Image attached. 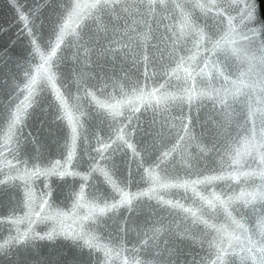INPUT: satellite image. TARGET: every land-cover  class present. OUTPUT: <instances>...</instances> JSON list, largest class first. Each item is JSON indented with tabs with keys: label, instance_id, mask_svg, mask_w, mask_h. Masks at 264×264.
<instances>
[{
	"label": "water",
	"instance_id": "water-1",
	"mask_svg": "<svg viewBox=\"0 0 264 264\" xmlns=\"http://www.w3.org/2000/svg\"><path fill=\"white\" fill-rule=\"evenodd\" d=\"M77 2L0 0V132L7 131L10 113L26 95L21 89L45 60L56 86L40 82L42 90L16 129V142L0 155V218L5 221L0 243L16 235L7 219L27 212L24 181L15 177L38 168L50 174L30 182L37 210L42 196L56 211L71 216L75 209L83 230L120 251L128 264H219L213 247L219 237L197 220L232 231L224 209L207 204L214 196L242 197L229 211L247 229L237 233L241 239L224 264H264V198L258 195L264 192L263 1L256 0L258 18L249 22L246 0H215L208 11L193 0L163 5L159 0H118L95 10L76 29L78 35L58 39ZM188 14L205 33L203 42L195 32L181 34ZM229 25L234 28L230 35ZM141 92L143 100L136 98ZM152 92L156 95L149 97ZM60 93L79 105L73 114L82 124L80 138L66 166L68 173L78 174L65 173L71 131L57 99ZM89 93L107 104L127 102L113 116ZM162 96L177 99L157 103ZM157 163L158 172L167 171L164 183L170 185L223 179L195 184L196 195L181 187H159L142 179L145 169ZM106 171L130 203L110 207L119 197L113 199ZM82 189L87 199L76 208ZM89 206L107 210L95 220L84 219ZM70 225L68 220L62 227L67 231ZM60 228L51 220L36 223L35 237L5 249L0 264H106L102 251L53 232Z\"/></svg>",
	"mask_w": 264,
	"mask_h": 264
},
{
	"label": "snow or ice",
	"instance_id": "snow-or-ice-1",
	"mask_svg": "<svg viewBox=\"0 0 264 264\" xmlns=\"http://www.w3.org/2000/svg\"><path fill=\"white\" fill-rule=\"evenodd\" d=\"M45 2H48V0H45ZM71 3V0H69ZM118 2V0H78V2L75 4V7L67 14L64 22L59 28V36H67V35H78L76 29L80 28L83 24L84 20L89 19L92 16V13L95 10L103 9L111 6L112 4ZM149 4H155L157 0H147ZM167 0H159L160 4H166ZM194 3H196V6L199 7L202 11H208L209 6L215 5V0H202V2H199V0H193ZM247 8L245 12V18L249 22L256 21L258 18V8L256 4V0H246ZM22 19L25 20V23L27 24V17H22ZM181 34H184L186 31H192L195 32L196 35H198L201 42L206 38L205 33L202 29H198L197 26H195L191 20L190 14L185 15L184 19L182 21V27H181ZM234 31V28H232L231 25H229V35ZM210 39V38H209ZM227 40V36L222 40L217 42V48L222 47V44L224 41ZM60 45L57 44L56 48L52 50L51 57L49 59H52L55 57L56 51L59 49ZM37 51H39V48H37ZM49 64V60H45L43 64L40 65V68H38L37 75H34L25 85L24 88L21 89L22 92H26V95H24V99L17 104L16 109L10 113L9 120H8V128L6 132H0V155L3 154V150L5 148H8L11 150V146L16 142L15 140V133L17 127L22 123L25 114L27 113V109L33 106L35 102L36 95L39 94V92L42 90L40 87V82L43 80H47L49 82H53L52 87L55 89L54 84V78L55 74H50L47 69H45V65ZM188 76H191V73H188ZM39 77V79H38ZM89 96L93 97V100L97 103L98 107L101 109H107L109 110V114L115 116L119 114V107L126 103L127 101L121 102L117 105L107 104L103 101H98L95 99L94 94L89 93ZM149 97H154L156 95L155 92L148 93ZM137 99H144V94L141 92L139 96L136 97ZM57 99L60 103L61 108L64 111V118L67 119L68 126L71 131V144L68 146L67 150V158L65 160V173L67 174H78V173H68L67 172V165H70L76 155V145L77 141L80 138V133L78 131V128H82V124L79 123V118L75 117L73 114V110L79 111V105H74L69 103V101L65 98H63V94L60 93L57 96ZM177 97L175 96H162L157 103L164 102L166 103L168 100H175ZM191 99V97H189ZM119 139H123V137H119ZM127 143V141H124ZM130 147V145H129ZM98 151L103 152V149H98ZM165 157L168 156V153L163 154ZM241 154H237L236 159L233 161L234 163L239 162V156ZM3 163L6 166L11 167L9 162L7 160H4ZM142 166V165H141ZM159 168V163L151 167V171H148L145 169V175L142 177V179L151 181L152 184L159 186V187H181L184 188L186 191L191 190L193 195H196V190L194 188L195 184H211L214 180L223 179V177H210L206 178L203 181H194L192 184L185 183V184H176V185H170L167 183H164V179H167V171L162 170L161 172H158L157 169ZM98 169H93V171H97ZM51 172H56L55 169H52ZM65 173L56 172L58 175H63ZM50 172L48 170L42 171L40 169H35L34 171H28L25 169L23 171L22 175H19L15 177L16 179H20L24 181L25 186V198L23 201V206L27 209V212L24 216H10L7 219V223H9L11 226H13L16 229V235L13 236L10 240L0 243V253H3L5 249H10L16 244L23 243L26 240L33 239L35 237L34 232V225L36 223H44L49 220L54 221L58 226H61L60 231L57 232L56 229L53 230L57 235H67L71 236L73 239H80L84 241V244L92 249H95L97 251H102L106 257V264H111V261L118 260L120 261V264H128V261L125 257H123L122 253L116 249H113L109 247L106 244H103L98 236L95 234L87 233L83 230V224L81 222V219L76 216L75 209L73 210V214L69 216L66 213L56 211L55 209H52L50 205L47 204V201L42 196L39 200V210H37L36 207V198L34 193L31 189V180L34 177H39L41 175H48ZM105 176V183L108 184L111 187L112 193L114 194L113 199H116V197H119L118 203H113L110 207L115 208L118 207L121 204L130 203L129 196L127 192L124 191V189L121 187L120 183L117 179L113 177V175L109 174L107 171L104 172ZM261 198H264V192L258 194ZM248 196L255 200L257 197V194H248ZM203 199L204 197H200ZM86 196L83 192V189L81 190L79 199L76 204V208L82 207L84 203L86 202ZM235 199H242L241 198H229L228 200H223L219 196H214L213 199H208L207 204L210 207L220 206L224 209L225 215L228 218L229 226L232 228V231L229 232L228 228L226 227H215L212 225H208L207 221L200 220L199 217H197L198 222L205 224L206 226L210 228H214L215 232L217 233L219 240L216 241L213 244V247L217 249L216 251V261L219 262V264H224V258L229 255V249L233 248V244L235 242H238L241 239V235L244 232L247 231L245 229L243 223H241L239 220H237L233 215L232 211H229L230 207L233 205ZM247 202V201H246ZM90 211L87 217H84V219L89 220H95L98 216L105 214L107 208H98L94 206H89ZM236 209H233L235 211ZM193 216H196L195 213H192ZM68 220L72 221V225L69 226V229L65 231L63 229V225ZM5 221L3 218H0V225H2ZM21 226H24L23 229H21ZM261 235L264 236V226L260 229ZM240 233V234H237ZM53 233H48V238H52ZM42 239L44 237H41ZM249 242L251 243V240L249 238ZM225 245H227L225 247ZM260 251L264 252V247L260 249ZM243 264H247L246 260L243 262Z\"/></svg>",
	"mask_w": 264,
	"mask_h": 264
},
{
	"label": "trees",
	"instance_id": "trees-1",
	"mask_svg": "<svg viewBox=\"0 0 264 264\" xmlns=\"http://www.w3.org/2000/svg\"><path fill=\"white\" fill-rule=\"evenodd\" d=\"M263 1V4H264V0H262Z\"/></svg>",
	"mask_w": 264,
	"mask_h": 264
}]
</instances>
